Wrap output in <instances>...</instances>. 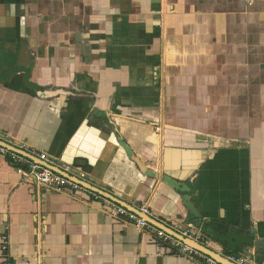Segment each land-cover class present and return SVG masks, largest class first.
<instances>
[{
  "label": "crops",
  "instance_id": "obj_1",
  "mask_svg": "<svg viewBox=\"0 0 264 264\" xmlns=\"http://www.w3.org/2000/svg\"><path fill=\"white\" fill-rule=\"evenodd\" d=\"M0 140L264 264V0H0ZM108 200L0 155V264H199Z\"/></svg>",
  "mask_w": 264,
  "mask_h": 264
},
{
  "label": "built area",
  "instance_id": "obj_2",
  "mask_svg": "<svg viewBox=\"0 0 264 264\" xmlns=\"http://www.w3.org/2000/svg\"><path fill=\"white\" fill-rule=\"evenodd\" d=\"M2 141V140H0ZM5 142V141H3ZM12 147H15L17 149H20L22 151H25L26 153L38 157L39 159L45 161L49 165H55L54 159H51L46 153H40L36 151L33 147L26 144L25 142H19L15 143V140L7 141L5 142ZM0 155H4L10 158V160L18 164L19 166L27 167V173L29 176H33L36 178L37 182L42 185L49 187L55 191L62 192L65 190L70 191H78L82 190L83 187L79 185L78 183L73 182L71 179L65 178L64 176L58 174L54 170H52L50 167H45L42 165H39L36 162H33L27 157H24L15 151H12L6 147H3L0 145ZM97 198H99L97 196ZM107 205L111 207V209L114 210L113 216L125 220L126 223L131 224L135 228L146 231L153 235L155 239H157L159 242L168 245L172 248L177 249L181 254L184 256L190 258L191 260L196 261L199 264H220L219 262L215 261L214 259L202 254L201 252L191 248L190 246H187L182 241L176 239L175 237L171 236L170 234L166 233L165 231L157 228L153 224L147 222L146 220L142 219L137 214L133 213L132 211L124 208L123 206H120L116 203L107 201ZM138 210L149 216L150 218H153L157 220L156 218V212L154 209L150 206V204L143 203ZM158 222H161L157 220ZM183 236L188 237L190 239L198 240L196 239L197 233L193 231H184L182 233ZM7 236L3 237L4 240V247L3 249L7 250ZM230 261L234 262L235 264H254L252 261L248 259H244L242 257L236 258V257H227ZM4 264H9L7 261H4Z\"/></svg>",
  "mask_w": 264,
  "mask_h": 264
},
{
  "label": "water",
  "instance_id": "obj_3",
  "mask_svg": "<svg viewBox=\"0 0 264 264\" xmlns=\"http://www.w3.org/2000/svg\"><path fill=\"white\" fill-rule=\"evenodd\" d=\"M0 145L3 147H6L12 151H15L16 153L29 158L30 160H32L33 162L38 163L39 165L45 166V167H50L52 170H54L55 172H57L58 174L64 176L65 178L71 179L73 182L78 183L79 185L90 189V190H94L96 193L113 200L114 202H116L117 204H119L120 206H123L124 208L132 211L133 213L137 214L138 216H140L142 219L146 220L147 222L153 224L154 226H156L157 228L165 231L166 233L170 234L171 236L175 237L176 239L182 241L184 244H186L187 246H190L191 248L201 252L202 254L214 259L215 261L219 262L220 264H235L234 262L230 261L226 256H224L221 253H217L216 251H214L213 249H211L208 245L201 243V241L199 240H194V239H190L188 237L183 236L182 234H180L179 232L167 227L166 225L158 222L157 220L150 218L149 216L141 213L137 208L131 206L130 204H128L125 201H122L114 196H112L109 193H105L103 191H101L100 189H93L92 186H90L89 184H87L86 182L73 177L71 175H69L68 173H66L65 171L54 167L53 165H49L48 163H46L45 161L39 159L38 157L32 156L28 153H26L25 151H22L20 149H17L15 147H12L11 145L0 141ZM135 162L138 164V166L141 168V170H144V167L142 165V163L136 159ZM145 171V170H144Z\"/></svg>",
  "mask_w": 264,
  "mask_h": 264
},
{
  "label": "trees",
  "instance_id": "obj_4",
  "mask_svg": "<svg viewBox=\"0 0 264 264\" xmlns=\"http://www.w3.org/2000/svg\"><path fill=\"white\" fill-rule=\"evenodd\" d=\"M205 237H208V235L205 234ZM213 237H214L212 239L213 241L222 244L224 248V254L226 256H233L236 258H239L241 256L240 254L243 253V249L246 243L251 244V241L248 240V238L244 234L239 236H234L232 240H230L226 234H221V236L217 235ZM244 238H246L245 242L243 241Z\"/></svg>",
  "mask_w": 264,
  "mask_h": 264
}]
</instances>
